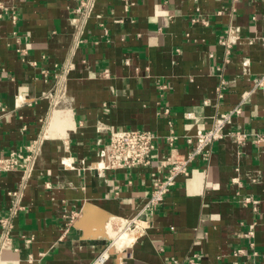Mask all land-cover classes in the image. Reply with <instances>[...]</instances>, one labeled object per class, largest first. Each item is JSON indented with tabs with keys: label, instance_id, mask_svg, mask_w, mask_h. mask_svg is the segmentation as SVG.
<instances>
[{
	"label": "crops",
	"instance_id": "1",
	"mask_svg": "<svg viewBox=\"0 0 264 264\" xmlns=\"http://www.w3.org/2000/svg\"><path fill=\"white\" fill-rule=\"evenodd\" d=\"M17 3L0 19V155H22L0 172V264H92L109 245L104 264H264V0ZM238 106L228 129L245 142L197 157L129 240L78 224L91 205L115 224L135 217L172 129L187 152V135ZM121 128L157 134L149 165L102 168Z\"/></svg>",
	"mask_w": 264,
	"mask_h": 264
},
{
	"label": "built area",
	"instance_id": "2",
	"mask_svg": "<svg viewBox=\"0 0 264 264\" xmlns=\"http://www.w3.org/2000/svg\"><path fill=\"white\" fill-rule=\"evenodd\" d=\"M17 0L6 1L0 0V19L6 14H15V6H17ZM14 19L16 16L13 17ZM219 42L226 45L229 51L231 43L225 38H221ZM255 86L264 88V76L256 79ZM249 91L245 92L243 98L246 99L249 95ZM1 109V105H0ZM240 106L236 107L232 111L221 113L217 115L211 127L198 128L193 135H187L186 141L189 144L187 152H181L176 145L177 136L172 129V132L166 137L169 144V153L160 159L158 169L152 173L153 175V188L150 195L145 199L142 207L138 211L137 215L132 218L119 222L125 229V232L133 230L140 226V221L143 217L153 214L158 207L164 202L166 196L171 192L174 186L177 184L179 176H187L190 174V167L192 163L199 156L208 157L210 147L217 141L231 136L235 141L243 144L247 138L248 133L244 130H232L228 129L234 113H239ZM166 113H169V109H166ZM186 117L194 118V113L191 111L186 112ZM100 130L106 129V126L100 125ZM157 134L150 129L142 128H121L110 129L109 140L104 143L100 150V156L103 158V167L105 169H119V168H133L149 165L152 161L153 152L156 148ZM263 138H258V141ZM22 156V155H21ZM16 151H11L7 155H0V172L11 171L20 165L19 158L21 157ZM236 180V179H234ZM17 195V192L14 193ZM243 203L252 204L254 208L257 207L258 199L251 195L242 196L240 199ZM75 214H69L66 216L70 226L75 219ZM2 224L6 223L5 218H1ZM252 234L253 231H249ZM4 233L0 242V253L6 247L7 238ZM254 248V247H253ZM251 248V252L257 255L256 250ZM112 248L111 245L106 247L92 262V264H104L110 254ZM244 253L243 248L236 249L235 255ZM196 256V255H194ZM191 258V263H195V258ZM256 263V261H254Z\"/></svg>",
	"mask_w": 264,
	"mask_h": 264
},
{
	"label": "bare ground",
	"instance_id": "3",
	"mask_svg": "<svg viewBox=\"0 0 264 264\" xmlns=\"http://www.w3.org/2000/svg\"><path fill=\"white\" fill-rule=\"evenodd\" d=\"M51 125H52V123H51ZM47 126H49V125H47ZM101 213H102L101 210H99L96 206H92L91 205L90 207H87L84 210L83 215L81 216V219H79V221H78V224L79 225H83L85 227H90L93 224H96L97 232H95L94 235H96L97 233L103 231L102 229L108 230L107 228L112 226V223H111L112 220L110 222L109 219L107 217H104ZM90 230L92 231V228H90ZM124 233L125 232H122L121 235L124 234ZM129 239H130L129 236H127L126 237V241L129 240ZM123 240H125V239H123Z\"/></svg>",
	"mask_w": 264,
	"mask_h": 264
},
{
	"label": "rangeland",
	"instance_id": "4",
	"mask_svg": "<svg viewBox=\"0 0 264 264\" xmlns=\"http://www.w3.org/2000/svg\"><path fill=\"white\" fill-rule=\"evenodd\" d=\"M112 226L110 227V236L115 238L117 243H122L123 241H126V237L128 236L125 232V229L122 227L121 224H118L115 222H112ZM122 232H125L124 234L121 235ZM125 239V240H123Z\"/></svg>",
	"mask_w": 264,
	"mask_h": 264
}]
</instances>
